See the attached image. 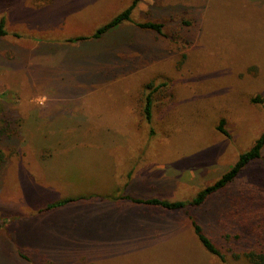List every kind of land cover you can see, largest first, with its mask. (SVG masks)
<instances>
[{
	"label": "rangeland",
	"instance_id": "rangeland-1",
	"mask_svg": "<svg viewBox=\"0 0 264 264\" xmlns=\"http://www.w3.org/2000/svg\"><path fill=\"white\" fill-rule=\"evenodd\" d=\"M131 1L0 0V264L4 236L22 264H250L236 212L264 209V151L198 208L121 196L190 200L264 132V0H140L91 36Z\"/></svg>",
	"mask_w": 264,
	"mask_h": 264
},
{
	"label": "trees",
	"instance_id": "trees-1",
	"mask_svg": "<svg viewBox=\"0 0 264 264\" xmlns=\"http://www.w3.org/2000/svg\"><path fill=\"white\" fill-rule=\"evenodd\" d=\"M139 1L140 0H132L131 3L124 10L117 13L108 22L98 27L91 36L93 38H99L102 35L117 28L121 24L131 21L132 11L135 9ZM139 26L144 29L155 31L159 34L161 33V28H162L161 23L149 21V22L140 23ZM4 35H6V30H5V21L4 18L2 17L0 18V37ZM144 110L147 118H149V114H150L149 95L146 98V105ZM1 121H3V126L0 127V134L1 136L6 137L4 132L11 128L10 127L11 123H9L6 115L2 116ZM223 123L224 121L220 120L217 129L219 132L226 134V131L222 128ZM263 151H264V132L261 133V135L255 140V142L249 149L238 154L234 163L217 180H215L213 183L199 190L195 194V196H193L190 200L170 201L158 197L141 199V198L131 197L126 194H123L121 198L135 204H143L146 206L159 207L169 211H181L190 208H198L202 206L204 203H206L212 196L220 193L225 188L233 185L235 181L240 177V174L244 171V169H246L249 165H251L253 162H255L256 160L262 157ZM3 161H4L3 153L0 152V169ZM123 191H125V189H123ZM243 194H244L243 191L241 190L238 191V195L240 198L244 197ZM82 199L83 198H64L56 202H50L44 208L40 209L39 212L53 211L60 207L65 206L69 202L70 203L77 202ZM237 202L239 201L237 200ZM234 205L236 206L237 204L234 203ZM233 207L234 206H232V209ZM240 207H244L242 208L244 210H238L236 212L237 215L239 216L236 217L237 222H240L241 227L244 230H246L248 236H245V238L247 239V241L253 242V244L251 245L252 247L245 249L246 251H243L242 255L250 264H264V209H262V205H255L253 203H244ZM191 218H192L191 226L199 243L208 253L216 256L221 262L226 263L225 255L223 251H221L220 247L217 244H215L213 240L204 232L202 226L193 217ZM10 240L13 242V237H11ZM16 255L27 262L31 261L30 257L21 250H19L18 247H17ZM43 264H58V263H55L51 259L44 257ZM61 264H65V263H61ZM81 264H92V263L84 261Z\"/></svg>",
	"mask_w": 264,
	"mask_h": 264
},
{
	"label": "crops",
	"instance_id": "crops-1",
	"mask_svg": "<svg viewBox=\"0 0 264 264\" xmlns=\"http://www.w3.org/2000/svg\"><path fill=\"white\" fill-rule=\"evenodd\" d=\"M9 238V237H8ZM3 242H4V244H5V246H6V248H5V252H4V254H3V256H5V259H6V262L8 263V261H9V264H22L21 262H23L24 263V261H23V259H21V258H19L17 255H9L8 253H7V248H9V240L7 239L6 240V238H5V236H4V238H3ZM13 243V242H12ZM12 248V247H11ZM17 258L20 260V261H17ZM20 262V263H19Z\"/></svg>",
	"mask_w": 264,
	"mask_h": 264
}]
</instances>
